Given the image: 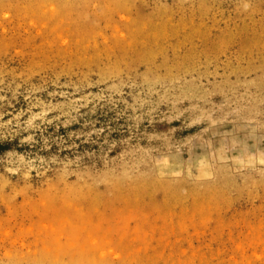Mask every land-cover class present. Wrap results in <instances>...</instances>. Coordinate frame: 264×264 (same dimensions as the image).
I'll return each mask as SVG.
<instances>
[{
    "label": "rangeland",
    "instance_id": "1",
    "mask_svg": "<svg viewBox=\"0 0 264 264\" xmlns=\"http://www.w3.org/2000/svg\"><path fill=\"white\" fill-rule=\"evenodd\" d=\"M0 264H264V0H0Z\"/></svg>",
    "mask_w": 264,
    "mask_h": 264
},
{
    "label": "trees",
    "instance_id": "2",
    "mask_svg": "<svg viewBox=\"0 0 264 264\" xmlns=\"http://www.w3.org/2000/svg\"><path fill=\"white\" fill-rule=\"evenodd\" d=\"M5 146H6V145H2V144H0V153L3 152Z\"/></svg>",
    "mask_w": 264,
    "mask_h": 264
}]
</instances>
